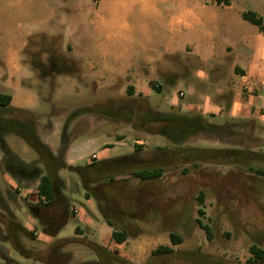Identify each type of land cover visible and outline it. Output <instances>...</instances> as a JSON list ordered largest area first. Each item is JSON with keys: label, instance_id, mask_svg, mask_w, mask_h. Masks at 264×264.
I'll return each instance as SVG.
<instances>
[{"label": "rangeland", "instance_id": "374dc122", "mask_svg": "<svg viewBox=\"0 0 264 264\" xmlns=\"http://www.w3.org/2000/svg\"><path fill=\"white\" fill-rule=\"evenodd\" d=\"M179 3L201 14L203 28L214 30L213 35L200 39V44L206 48L210 44L214 53L220 52L222 43L230 41L226 37L229 15L250 10L264 19V0H230L229 7L213 0H0V58L10 48H21L25 55L23 69L8 77L10 84H5L7 75L3 77L6 73L0 69V87L13 96V107L24 109L39 125L53 126L50 134H39L52 148L58 147L62 128L69 122V131L78 133L72 144L76 150L72 165H84L92 159L91 154L98 155L96 159L131 154L134 143L143 146L138 153L143 158L151 157L158 146L172 147L166 138L136 132L128 123L99 112V107L140 113L148 106L161 112L201 114L222 124L227 117L218 114L216 105L212 113L200 107L207 100L197 108H180L192 98L197 99L193 89L198 90L204 83L197 71H206V63L201 67L190 61V75L179 76L174 84L164 85L156 74L154 78L161 83L158 90L144 83V68L157 66L155 61L170 50L179 57L168 69L171 72H184L191 58L185 52V44L194 43L195 35H180L169 28V20L180 13ZM90 50L93 54H88ZM52 51L74 60L78 72L41 76L33 63L46 65ZM88 66L94 67L90 69L94 71L92 77ZM130 84L138 89L134 88L132 94L126 90ZM212 94L208 91L205 97ZM83 107L94 110L74 114ZM23 115L17 111L8 114L13 118ZM237 121L233 129L244 133V138L232 135V142L228 143L194 137L183 146L227 148L243 139L238 147L251 153L248 151L249 155L242 159H230L224 164L200 162L197 166L191 165L192 156L187 161L167 160L163 175L146 183L120 176L116 188L121 202L147 219L137 221V226L131 227L135 236L119 246L111 240V227L103 220L96 202L84 197L80 176L75 171H58L65 183L63 192L76 212L53 236L44 232L26 206L27 202L36 201L34 185L21 187L15 195L16 204L10 203V207L27 230L37 232L33 238L23 239L25 246L46 255L51 244L67 240L64 250L70 252V262L75 264L98 259L93 243L115 251L129 264H146L151 251L159 245H170L176 252L157 256L150 264H185L184 258L196 260L197 264H260L249 260V246L256 243L264 249V176L255 171L264 170V119ZM4 141L25 163L43 166L37 151L20 136L9 133ZM3 157L0 146V160ZM14 185L0 166L1 193L6 196V189ZM200 190L204 192L201 220L211 227V237L196 222L197 209L201 207L196 196ZM77 211L89 217L90 223L79 218ZM76 226L81 229L79 233L74 231ZM170 230L184 237L180 244L170 243ZM5 248L19 263L43 264L23 257L8 245Z\"/></svg>", "mask_w": 264, "mask_h": 264}, {"label": "trees", "instance_id": "16d2710c", "mask_svg": "<svg viewBox=\"0 0 264 264\" xmlns=\"http://www.w3.org/2000/svg\"><path fill=\"white\" fill-rule=\"evenodd\" d=\"M217 3L229 4L230 0H213ZM242 17L255 24L264 33L263 18L254 11H244ZM39 69L41 76H47L51 73L72 74L78 72V66L74 60L69 57L51 52L48 63H33ZM177 78V74H168L164 77L165 82L172 84ZM152 88L158 90L152 84ZM127 93H133V87L127 86ZM12 96L0 89V146L4 157L0 160V166L15 185L6 189V196L0 191V264H23L15 261L9 256L5 245L18 252L27 259L40 261L43 264H75L71 263V254L64 250L69 242L67 240L57 241L51 244L49 252L44 255L43 251L34 250L26 247L23 239L33 238V232L27 230L15 217L10 203L16 204L15 195L20 193L21 187L28 188L34 185L36 201L27 202V208L30 214L36 218L43 226L44 232L49 235H55L60 228L67 222L71 215H75L74 207L69 203V197L64 194V181L58 176L60 169L75 171L80 176V181L84 190L86 199H93L103 220L112 228L110 237L116 244L124 243L135 233L131 227H136V222L146 220V216L137 215L134 210L127 208L121 202V194L117 190V184L120 182V176L138 179L139 183H146L159 179L164 172V161L171 159L190 160L191 165L197 166L200 162H213L224 164L230 159H242L251 153V150L238 147L243 139H238L233 146L227 148H199L184 147L183 144L194 137H202L211 140L223 142H232L234 135L244 138L241 132L235 131L233 125L236 123L225 122L222 124L213 123L201 114H183L178 111L161 112L151 107H145L142 112L130 110H104L99 107V112L107 114L110 117L120 119L128 123L136 132H144L149 135H160L172 144L170 148L156 147V150L149 158H143L138 155L143 146L138 143L133 144V153L123 156H117L108 159H92L84 165H72L66 161V152L72 140L78 133L69 131V122L66 121L56 150L40 139L39 134H47L53 130L51 124L39 125L26 111L11 105ZM94 107H83L74 111V114L90 112ZM23 113L22 118H13L8 116L13 112ZM7 115V116H6ZM9 133L16 134L23 138L31 147H33L43 166L34 163H25L16 154L11 152L4 141V136ZM233 135V136H232ZM161 161V162H159ZM153 163V164H151ZM164 163V164H163ZM170 164V163H169ZM251 168V167H250ZM256 173L264 176V170L255 169ZM13 189V190H12ZM125 198V197H124ZM196 200L201 207H198V217L196 222L200 228L205 231L208 237H211V227L204 223L201 218L204 215L202 206L204 204V192L200 190ZM27 201V200H26ZM75 233L81 229L77 226ZM137 234V233H136ZM169 240L172 245L180 244L183 236L175 231H169ZM97 253L98 259L87 261L89 264H129L124 257L114 253L108 247L92 244ZM251 257L249 260L264 264V249L256 243L249 246ZM176 250L170 245H159L151 251V258L146 264L152 263V259L157 256L171 255ZM198 261V260H197ZM185 264H197L196 260L184 258ZM201 264H206L201 263Z\"/></svg>", "mask_w": 264, "mask_h": 264}, {"label": "crops", "instance_id": "0c3cea01", "mask_svg": "<svg viewBox=\"0 0 264 264\" xmlns=\"http://www.w3.org/2000/svg\"><path fill=\"white\" fill-rule=\"evenodd\" d=\"M95 1L98 2L99 0ZM224 6L229 7L230 2L229 4H224ZM178 9L180 13L177 18H171L169 20V28L172 31L176 29L177 33L180 35L184 34V36H189V33L195 35L196 40L194 43L185 44V52L187 55H190L192 59L188 58L184 67V72H171L168 69L179 57L174 54L175 51L170 50L167 54L163 55L161 58L159 57L155 61L158 64L157 66L144 68L146 73L144 83L151 89L152 84L156 87H161V83L154 78L156 74H159L163 84L168 85L170 83L165 82L164 79L168 74H177V78L179 76L188 77V74L190 75V68L188 65L190 61L191 63L194 61L200 64L201 67H204L205 65L203 63H206L208 67L206 71H197V77L204 82L198 90L193 89L197 99L192 98L188 103L182 104L180 108H197L199 104L202 105L204 100H207V103H204V106L202 105L200 107H203L202 109L206 113H212L214 110L213 105H216L218 114L222 115L224 113L227 117L223 123H236L237 120V122L242 120V122L245 123L263 120L264 33L255 24L244 19L242 17L244 11L240 10L235 15H229L226 37H228L230 41L228 43H222V47L220 48L221 53H214L211 50L210 44L207 48L200 44V39L214 34L213 29L209 27L203 28L204 24L200 18L201 14L194 12L192 7L182 3L178 4ZM88 54H93L92 50H90ZM90 56L91 55H89V57ZM24 60L25 55L22 54L21 48H10L6 51L4 56L0 58V69H2L3 73H6L5 75L3 74V77L7 75L5 84L11 83L10 80H8V77L12 78L10 74L23 69ZM92 68L94 67L88 66L89 73L94 72L90 70ZM92 76H94V73H91L90 77ZM148 76L152 78H147ZM176 79L172 84L176 82ZM132 87L133 89L136 88L134 86ZM0 89L5 88L0 87ZM208 91L213 93L211 97H205ZM13 101L14 98L12 96L11 102ZM72 144L73 140L66 152V161L69 164L74 163L73 159L76 153ZM103 148L106 149V147ZM52 149L56 150L57 148ZM96 157H98V155H96ZM87 200H90V198ZM76 215L87 223L91 221L89 217H83L82 211H77ZM121 244L117 245L119 246Z\"/></svg>", "mask_w": 264, "mask_h": 264}, {"label": "built area", "instance_id": "2783aa9c", "mask_svg": "<svg viewBox=\"0 0 264 264\" xmlns=\"http://www.w3.org/2000/svg\"><path fill=\"white\" fill-rule=\"evenodd\" d=\"M180 95H181V93H180ZM91 157L96 158V155H95V154H92ZM33 233H34V234H37L36 231H33Z\"/></svg>", "mask_w": 264, "mask_h": 264}]
</instances>
